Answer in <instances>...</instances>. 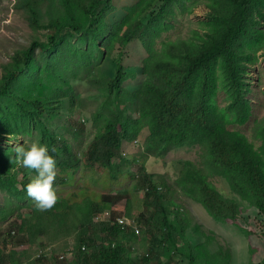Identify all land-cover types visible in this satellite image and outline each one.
<instances>
[{"label":"trees","instance_id":"16d2710c","mask_svg":"<svg viewBox=\"0 0 264 264\" xmlns=\"http://www.w3.org/2000/svg\"><path fill=\"white\" fill-rule=\"evenodd\" d=\"M43 1L47 4L45 0ZM39 3L40 0H16L14 7L17 11L23 12V17L33 31H48L52 28L53 32L51 31L45 38L37 37L32 40L27 47L15 51L8 62L1 64L0 196L4 194V198L0 202V223L6 222L7 228L0 229L2 245L0 246V264H202L205 251L209 250L208 237L211 235V245L215 237L213 232L208 234L202 230V223L195 220L193 213L185 211L181 200L176 202L174 192L177 190L164 174H143L139 178L140 187H149L146 196L150 200L144 213L133 205L128 195L100 192L98 194L96 190L89 188L90 181L81 178L78 179V183H82L83 190L80 187L74 189V192L70 190L72 192L69 191L65 195L58 194V203L51 209L45 212L37 210L33 199L30 201L31 198L28 195H26L27 198L25 195L22 196L23 192L24 194L27 192L25 187L33 177L30 175L33 170L22 168L15 162L13 147L10 144L4 145L3 140L7 137L10 141L37 132L38 142L47 144L50 151L54 147L56 151L50 154L54 153L55 156H53L58 162L57 167L58 164L65 167L61 172L59 171L61 168L58 167L59 172L55 183L59 179L56 184L59 186L75 183L76 170L81 165L93 167L94 164L108 172L105 179L101 178L102 182H108L109 186L121 184L120 181H116L119 170L118 164L114 163L118 155V145L120 146L119 139L132 141L138 138L144 129L148 130V135L144 142V159L138 161L141 167H145L148 155L164 159V156L175 149L201 145L204 148L202 164L211 166L212 163L215 167L214 173L224 175L232 190L246 201H250L259 213L264 215V170L262 167L264 120L256 125L254 133L255 139L261 142L259 148L255 147L254 141L248 134L229 128L231 124L246 125L254 112V105L249 100L252 89L248 84L253 57H257L255 51L263 49L264 45V27H262L264 0H211V5L208 6L209 14L202 24L204 36L198 34L193 39L169 44L165 51L166 60L156 59V65L153 63L154 58L144 61L146 82L135 95L140 104L136 106L138 107L136 118L126 113L127 108H123V111L120 107L121 104H127L119 97L124 90V83L128 77L130 78L122 66L123 57L120 54L116 56V61L114 60L117 65L120 62L119 68L112 81L108 80L104 83L107 92L102 96L99 95L100 101L80 98L76 94L75 87L67 84L71 82L70 80H59L53 77L49 84L41 81L43 65L45 68L55 67L63 73L64 70L67 71L79 65L82 59L81 53L85 51H81L73 43L74 34L86 33L89 29L88 40L94 45L98 44V47L102 42V45L108 48L110 39L118 43L121 25L112 27L111 32L105 37L108 26L104 27L106 24L104 22H107L114 12V9H111V0H61L64 13H76L77 16L71 23L50 22L48 24L40 23ZM79 15H83L85 21H78ZM136 21L128 25L123 36L120 37L121 44H124L122 46H127L133 40H142L143 46L149 47L153 45V40L159 35L160 30L166 26V16L163 14L155 17L152 15L147 23ZM134 26H136L135 29ZM128 28H132L133 32ZM113 29L115 32H112ZM154 32H156L155 36H153ZM197 32L193 31L192 35ZM102 37L104 38L99 42ZM105 56L109 55L105 54ZM36 92L39 95H36ZM221 94L225 95L226 107L224 108L220 106ZM86 104L92 110V126H95L97 130L100 127L104 128L105 130L100 129V131L102 130L105 134L102 131L97 132L88 147L90 151L87 149L88 156L83 157L84 161L83 158L78 160L72 154L69 156V146L65 138L58 136L52 128L48 127L43 122L42 116L57 118L63 113L66 105L72 113L76 114L82 112ZM117 112L120 113L119 117ZM112 117L114 121L111 120ZM123 123L127 126L121 125ZM72 125L69 127L73 133L78 130L76 135H81L86 129L83 120L73 122ZM100 133L104 135L100 137ZM109 133L110 136L111 133L113 134L114 140L108 135ZM97 136L100 138H96ZM105 137L109 138L105 139ZM109 143L115 147H111ZM99 147L102 149L106 147V151L101 149V153ZM94 151L100 154L96 155ZM105 152L106 156H104ZM101 154L104 155L101 156ZM109 155H111L110 159L107 158ZM64 159L69 160L68 163ZM64 161L66 164L63 163ZM8 162L9 165H7ZM76 162H78L77 165ZM177 162L180 169L175 185L181 189L182 195L186 197L190 195L188 198L201 203L218 222H231L234 225L239 215L241 216L240 202L225 196L218 189V185L215 186L211 182L212 174L203 165L191 160ZM119 163L122 164L123 161ZM20 173L22 176H19ZM32 173L36 175L34 171ZM62 174L65 179L60 177ZM110 176L115 178L112 179ZM5 180L6 182H3ZM12 189L18 190L14 192L11 191ZM103 198L106 202H103ZM124 199L126 202L121 204ZM99 203H102L101 206ZM23 204H30L33 209L22 212ZM121 215L127 220L125 225H121L118 221L117 217ZM60 241H65L61 249L58 248ZM109 242L112 244L110 245ZM114 247H117L116 250ZM41 249L47 252L39 256L38 250ZM208 259H211V264H230L231 257L229 251L218 247L211 250ZM258 264H264V260Z\"/></svg>","mask_w":264,"mask_h":264},{"label":"rangeland","instance_id":"374dc122","mask_svg":"<svg viewBox=\"0 0 264 264\" xmlns=\"http://www.w3.org/2000/svg\"><path fill=\"white\" fill-rule=\"evenodd\" d=\"M15 1L16 0H0V76L2 73L1 64L8 62L10 56L15 53V51L27 47L31 41L35 40L37 37L45 38L51 31L53 32L52 28L48 31H33L28 25L26 18L23 17V12L21 10L17 11L14 7ZM45 1L47 4H45L43 0H40L39 3L40 23L42 24H48L50 22L71 23L74 20V17L77 16L76 13H64V6L61 3V0ZM111 3L112 6L115 7V10L109 16L106 22L107 24L104 25V27L108 26L105 37H107L108 33L111 32V28L116 26L119 22L117 25H121L123 28L119 30L118 43L116 44L114 39H110L111 41H108V48L103 46L102 42L98 47V44L94 45L88 40L87 34L89 29L86 33L74 34L75 37L73 38V43H75L81 51H85V53H81L82 59L79 65L70 70H64V73L57 70L55 67L45 68L43 65L41 81L45 84H49L53 77H57L59 80H70L71 82H68L67 84L73 88L75 87L76 94H78L80 98H83V100L84 98L87 100L90 99L89 101H100L98 99L99 95L102 96L105 92H107L104 83L114 78L117 72L118 65L114 62V59L116 60V56L120 54L122 55L121 57H123L125 72L127 71V74L130 73V78H128V80L124 83V90H122L121 96L119 97V99L125 101L127 104H121L120 107L127 108L126 113H130L132 117L136 118L138 117V107L136 106H139L140 104L135 95L146 82L143 66V63L145 64L144 61L150 60L151 58L166 60V44L177 43L190 38L193 39L194 36L198 34L204 36L205 33L203 31L204 28L202 24L206 21V17L209 14L208 6L211 5V0H111ZM127 8L132 9V11L129 12ZM159 14L166 16V26L160 30L159 35L157 36L158 38H155L156 42L154 40L153 45L145 47L140 40H134L129 43L130 45L128 44L127 46H123L124 49H122L123 47L120 42V37L128 27L127 24L130 25L137 19V21H140L139 19H141L140 22L147 23L152 18V15L155 17ZM77 20L81 22L85 21V18L83 15H79ZM262 27H264V22ZM193 31L198 32L192 35ZM112 32H115V30L113 29ZM155 34L156 32L153 35ZM103 38L104 37H102L99 42ZM263 49H257L255 51V53H257V57H253L254 61L250 71L251 76L249 77L248 85L252 89V92L249 94V100L254 105L253 115L246 125L237 126L236 124H231L229 127L231 130H238L248 134L250 136L249 138L254 141L253 144L256 148H259L261 145V142L256 140L254 137L256 125L264 120ZM110 51L113 52L110 53ZM105 54H108L109 56H105ZM36 95H39V93L36 92ZM225 104V95L221 94L220 106L224 108L226 107ZM91 113V107L87 104L84 105L82 112H77L76 114L72 113L69 106L66 105L63 113L57 118L44 115L42 116V120L48 127L52 128L58 136L64 138L66 137V142L69 141L67 142L69 146V153H72L73 156L78 157H76L78 160H81L87 153L86 151L90 143L95 138L97 132H99L100 129H103L100 127L97 130L95 126H92ZM81 120L85 122L86 129L82 135L79 136L72 132L69 125L72 127L73 122ZM73 134L75 136H73ZM147 135L148 130L144 129L138 138L132 141H127L126 139H122V141H120L119 150L117 151V159L114 160V163L118 164L117 169L119 170L117 172L118 177L116 178V181H120L121 184H113L112 186H109L108 182L101 181V178L105 179L108 174L105 169L98 165H94L96 168L92 167L94 168L92 170L91 167L87 165L79 167L76 173L75 183L69 186L63 185L60 187L59 185H55L54 188L56 191L61 189V191H58L59 193L57 192V194L65 195L70 190V187H72L71 190H74L73 188L75 187H82V183H79L78 185L77 180L81 178L90 181V189L99 190L100 193L112 195L122 193L124 195H128L135 207L145 211L150 200V198L146 196V192L149 190V187H140L139 178L143 174H164L167 178H169V181L172 182L171 184L173 188L177 190L174 192L176 202L181 200L184 204L183 208L185 211L193 213L195 220L202 223V230L208 234L213 232V235H215V237H213L214 241L212 245L211 235L208 237L210 240V244L208 246L209 250L205 251L202 264L212 263L211 259H208V256L211 254V250L217 249L218 247L225 251H229L231 257L230 264L261 263L264 260V215L260 214L250 201H246L240 195L236 194V192H234L230 187L229 181H227L224 175L214 173L215 167L212 163L211 166L202 164L204 148L201 145L184 146L175 149L165 157L166 159H157L154 155H148L145 167H141V163L138 161L140 159H144V142ZM74 137L77 138L75 139ZM8 140L9 137L3 140L4 145L10 144V146L13 147L12 149H14L17 144H23L24 141L27 143L34 141L38 142L39 134L36 132L34 134H28L25 137H19L16 140ZM70 146H74L72 149H74L75 152L74 150L72 151ZM83 151L85 154H83ZM120 155L122 158L128 160L126 161L125 159H122ZM119 158H121V160H119ZM178 160H191L199 163V165H203L207 168L208 172L212 174L210 178L211 182L215 186L218 185V189L225 196L235 198L240 202L241 205L239 207V212H241V216L239 215V218L234 225L231 222H218L210 215V213H208L201 203L182 195L181 189L175 185L177 184L180 169V165L177 162ZM120 161H123V163L120 164ZM87 167L90 168V171L92 170L91 172L94 171L95 173L87 171L89 170ZM262 167L264 170V160H262ZM82 168L84 170H80ZM216 168L218 167L216 166ZM16 169H18V167ZM92 174L93 176H91ZM19 175L22 176L21 173ZM30 175L34 176L33 173H30ZM60 176L65 178L63 174ZM94 181L95 185L93 183ZM57 183L58 180L55 184ZM84 183L85 181H83V184ZM129 191L130 193H128ZM3 198L4 194H1L0 202L3 201ZM125 202L126 199L121 201V204ZM23 205L24 206L21 208L22 212L33 209L30 204ZM6 228V222L0 223V229ZM204 241L207 240L204 239ZM60 243L63 246H60ZM59 246V248L64 247L62 241L59 242ZM143 249L145 250V248Z\"/></svg>","mask_w":264,"mask_h":264},{"label":"clouds","instance_id":"9594fccd","mask_svg":"<svg viewBox=\"0 0 264 264\" xmlns=\"http://www.w3.org/2000/svg\"><path fill=\"white\" fill-rule=\"evenodd\" d=\"M13 151L16 163L36 173L26 186L28 197L35 201L37 210L51 209L58 200V194L54 188L58 168L57 160L50 154L49 146L36 141L31 143L24 141L23 144H17ZM55 151L56 149L53 147L51 152ZM45 252L47 250L41 249L38 255Z\"/></svg>","mask_w":264,"mask_h":264},{"label":"bare ground","instance_id":"6f19581e","mask_svg":"<svg viewBox=\"0 0 264 264\" xmlns=\"http://www.w3.org/2000/svg\"><path fill=\"white\" fill-rule=\"evenodd\" d=\"M120 1H121V0H120ZM112 2H113V1H112ZM125 6H126V5H125ZM112 7H113V6H112ZM112 7H111V9H114V8H115V7H114V8H112ZM117 9H118V8H117ZM127 9H129V8H127ZM108 10H109V12H110V9H108ZM114 10H115V9H114ZM131 10H132V9H131ZM105 11H106V13L108 12L107 9H106ZM129 11H130V9H129ZM111 12H113V11H111ZM104 13H105V12H104ZM104 13H103V14H104ZM106 15H107V14H106ZM103 16H104V15H103ZM104 17H105V16H104ZM157 18H158V17H157ZM91 19H92V18H91ZM99 19H100V18H99ZM102 19H103V18H102ZM104 20H105V18H104ZM137 20H138V19H137ZM139 20L141 21V19H139ZM91 21H92V20H91ZM94 21H95V20H94ZM96 21H97V20H96ZM119 21H120V20H119ZM140 21H139V22H140ZM122 22H123V21H122ZM136 22H137V21H136ZM151 22H152V21H151ZM90 23H91V22H90ZM93 23H94V22H93ZM104 23H106V22H104ZM137 23H138V22H137ZM153 23H155V22H153ZM88 24H89V23H88ZM96 24H97V23H96ZM96 24H95V25H96ZM106 24H107V23H106ZM117 24H119V22H118ZM117 24H116V25H117ZM149 24H152V23H149ZM108 25H109V24H108ZM127 25H129V24H127ZM134 25H135V23H134ZM144 25H145V24H144ZM144 25H143V28L145 27ZM112 26H113V25H112ZM123 26H124V25H123ZM90 27H91V26H90ZM95 27H96V26H95ZM95 27H94V28H95ZM110 27H111V26H110ZM114 27H115V26H114ZM128 27H129V26H128ZM132 27H133V26H132ZM135 27H136V26H134V29H135ZM150 27H151V26H150ZM122 28H123V27H122ZM140 28H141V26H140ZM128 29L130 30V29H132V28H128ZM138 29H139V27H138ZM141 29H142V28H141ZM147 30H148V28H147ZM149 30H150V28H149ZM135 31H136V30H135ZM151 31H152V30H151ZM89 32H90V30H89ZM132 32H133V29H132ZM147 32H148V31H147ZM152 32H153V31H152ZM127 33H128V32H127ZM129 33H130V32H129ZM136 33H137V31H136ZM154 33H155V32H154ZM148 34H149V33H148ZM87 35H88V34H87ZM128 35H129V34H127V36H128ZM136 35H138V34H136ZM155 35H156V34H155ZM155 35H153V36H155ZM122 36H123V35H122ZM134 36H135V35H134ZM156 37H157V36H156ZM123 38H125V37H123ZM157 38H158V37H157ZM121 39H122V38H121ZM121 39H120V40H121ZM134 39H135V38H134ZM136 39H137V38H136ZM138 39H139V38H138ZM150 39H151V38H150ZM111 40H112V39H111ZM111 40H110V41H111ZM143 40H144V39H143ZM125 41H126V39H125ZM133 41H134V40H133ZM141 41H142V40H141ZM141 41H140V42H141ZM153 41H154V40H153ZM155 42H156V40H155ZM125 43H127V42H125ZM121 45H124V44H121ZM145 45H146V44H145ZM166 45L169 46V44H166ZM176 45H177V44H176ZM120 47H121V46H120ZM122 47H123V46H122ZM170 47H171V46H170ZM123 48H124V47H123ZM125 48H126V47H125ZM145 50H146V49H145ZM147 50H148V48H147ZM149 58H150V57H149ZM114 60H115V59H114ZM120 60H122V59H120ZM155 60H156V59H153V63H154V64H155ZM115 61H116V60H115ZM145 62H146V61H145ZM119 63H120V62H119ZM119 63H118V65H119ZM151 63H152V62H151ZM153 63H152V64H153ZM122 64H123V63H122ZM148 64H150V63H148ZM152 64H151V65H152ZM120 65H121V64H120ZM155 65H156V64H155ZM122 66H123V65H122ZM124 67H125V66H124ZM152 67H153V65H152ZM118 68H119V67H118ZM126 72H127V71H126ZM128 75H130V73H129ZM127 77H128V76H127ZM128 78H129V77H128ZM125 79H127L126 76H125ZM125 79H124V80H125ZM111 81H112V80H111ZM117 94H118V91H117ZM116 97H117V96H116ZM141 98H142V97H141ZM104 105H106V104H104ZM108 106H109V105H108ZM208 106H209V105H208ZM103 107H104V106H103ZM102 109H103V108H102ZM122 109H123V108H122ZM107 111H108V110H107ZM116 111H117V110H116ZM123 111H124V109H123ZM108 112H109V111H108ZM110 112H111V110H110ZM121 112H122V111H121ZM104 113H105V112H104ZM117 113H118V117H119V114H120V113H119V112H117ZM122 113H123V112H122ZM106 115L108 116V113H107ZM122 115H123V114H122ZM125 115H126V114H125ZM113 116H114V115H113ZM109 117L111 118V116H109ZM109 117H108V118H109ZM116 117H117V116H116ZM110 118H109V120H110ZM114 118H115V117H114ZM121 118H123V117H121ZM125 118H126V117H125ZM119 119H120V118H119ZM98 120H99V118H98ZM98 120H97V121H98ZM109 120H108V121H109ZM111 120H113V117H112ZM113 121H114V120H113ZM113 121H111V123H112ZM115 121H116V120H115ZM119 121H121V120H119ZM124 121H125V120H124ZM136 121H137V120H136ZM78 122H79V121H78ZM100 122H101V121H100ZM100 122H99V123H100ZM81 123H82V122H81ZM120 123H121V122H120ZM72 124H73V123H72ZM75 124H76V123H75ZM82 124H83V123H82ZM109 124H110V123H109ZM109 124H108V125H109ZM135 124H136V123H135ZM78 125H79V123H78ZM94 125H96V124H94ZM108 125H106V126H108ZM121 125H125V124L123 123V124H121ZM145 125H146V124H145ZM72 126H73V125H72ZM80 126H81V125H80ZM101 126H102V125H101ZM125 126H127V125H125ZM66 127H68V126H66ZM78 127H79V126H78ZM104 127H105V126H104ZM46 128H47V127H46ZM63 128H64V126H63ZM73 128H74V127H73ZM101 128H102V127H101ZM108 128H109V127H108ZM67 129H68V128H67ZM79 129L81 130V127H79ZM60 130H61V128H60ZM65 130H66V129H65ZM84 130H85V129H84ZM103 130H105V129L103 128ZM106 130H107V129H106ZM81 131H82V130H81ZM101 131H102V130H101ZM101 131H100V132H101ZM107 131H108V130H107ZM107 131H106V132H107ZM125 131H126V130H125ZM57 132H58V131H57ZM61 132H62V131H61ZM67 132H68V131H67ZM76 132H78V130H77ZM76 132H75L74 134H76ZM102 132H103V131H102ZM109 132H111V131H109ZM44 133H45V132H44ZM65 133H66V131H65ZM79 133H80V131H79ZM79 133H77V134H79ZM103 133H104V132H103ZM107 133H108V132H107ZM74 134H73V136H75ZM98 134H99V133H98ZM104 134H105V133H104ZM104 134H103V135H104ZM124 134H126V132H125ZM133 134H136V133L133 132ZM63 135H64V134H63ZM81 135H82V134H81ZM103 135H101V133H100V137L103 136ZM108 135L110 136V133H109ZM112 135H113V134L111 133V136H110V137H112ZM79 136H80V135H79ZM79 136H78V137H79ZM131 136H132V135H131ZM137 136H138V135H137ZM45 137H46V136H44V138H45ZM52 137H53V136H52ZM57 137H58V136H57ZM98 137H99V136H97L96 138H98ZM100 137H99V138H100ZM113 137H114V136H113ZM113 137H112V139H113ZM126 137H127V135H126ZM129 137H130V136H129ZM132 137H133V136H132ZM63 138H64V137H63ZM65 138H66V137H65ZM74 138L76 139L77 137H74ZM74 138H73V139H74ZM79 138H80V137H79ZM106 138H109V137H105V139H106ZM69 139H70V138H69ZM132 139H133V138H132ZM132 139H131V140H132ZM45 140H46V139H45ZM49 140H50V139H49ZM53 140H54V139H53ZM63 140H64V139H63ZM80 140H82V139H80ZM84 140H85V139H84ZM110 140H111V139H110ZM113 140H114V139H113ZM42 141H43V140H42ZM58 141H59V140H58ZM73 141H75V140H73ZM94 141H95V140H94ZM119 141H121V140L119 139ZM48 142L50 143V141H48ZM60 142H61V141H60ZM60 142H59V143H60ZM67 142H69V141H67ZM75 142H76V141H75ZM96 142H97V141H96ZM112 142L114 143V141H112ZM112 142H110V143H112ZM49 143H48V144H49ZM59 143H58V144H59ZM99 143H100V141H99ZM99 143H98V144H99ZM102 143H103V142L101 141V144H102ZM110 143H109V144H110ZM52 144H54V143H52ZM58 144H57V145H58ZM121 144H122V143H121ZM76 145H77V144H76ZM110 145H111V144H110ZM54 146H55V145H54ZM67 146H68V145H67ZM102 146H103V145H102ZM7 147H9V146H7ZM52 147H53V146H52ZM70 147H71V146H70ZM72 147H74V146H72ZM72 147H71V149H72ZM111 147H115V146H112V145H111ZM111 147H110V148H111ZM118 147H119V145H118ZM90 148H91V147H90ZM99 148H100V150L102 149L101 147H99ZM105 148H106V147H104L103 149L105 150ZM110 148H108V149H110ZM57 149H58V147H57ZM64 149H65V148H64ZM103 149H102V150H103ZM7 150H8V149H7ZM66 150H67V148H66ZM73 150H74V149H72V151H73ZM76 150H77V149H76ZM88 150H89V149H88ZM102 150H101V153H102ZM110 150H111V149H110ZM110 150H109V151H110ZM3 151H4V150H3ZM60 151H61V150H60ZM67 151H68V150H67ZM80 151H81V150H80ZM89 151H90V150H89ZM89 151H88V152L86 151V152L89 153ZM98 151H99V150H98ZM105 151H106V150H105ZM50 152H51V151H50ZM74 152H75V150H74ZM146 152H147V151H146ZM5 153H6V152H5ZM58 153H59V151H58ZM94 153L96 154L97 152L94 151ZM108 153H110V152H108ZM108 153H107V154H108ZM60 154H61V153H59V155H60ZM71 154H72V153H71ZM71 154H69V156H71ZM83 154H85L84 151H83ZM99 154H100V152L97 153L96 155H99ZM53 155H54V153H53ZM77 155H78V154H77ZM85 155H87V154H85ZM102 155H104V154H101V156H102ZM147 155H148V154H147ZM54 156H55V155H54ZM63 156H64V155H63ZM66 156H68V154H67ZM82 156H83V155H82ZM87 156H88V155H87ZM93 156H95V155H93ZM104 156H106V152H105V155H104ZM114 156H115V155H114ZM128 156H129V155H128ZM144 156H145V155H144ZM76 157H77V156H76ZM83 157H84V156H83ZM90 157H91V156H90ZM97 157H98V156H97ZM97 157H96V158H97ZM110 157H111V155H109V157H107V158L110 159ZM147 157H148V156H147ZM147 157H146V159H147ZM164 157H166V156H164ZM12 158H13V157H12ZM14 158H15V157H14ZM67 158H68V157H67ZM77 158H78V157H77ZM84 158H85V157H84ZM84 158H83V160L85 161ZM94 158H95V157H94ZM96 158H95V159H96ZM101 158H102V157H101ZM103 158H106V157H103ZM68 159H69V158H68ZM97 159H98V158H97ZM97 159H96V160H97ZM99 159H100V158H99ZM109 159H108V160H109ZM116 159H117V158H116ZM131 159H132V158H131ZM165 159H166V158H165ZM56 160H57V159H56ZM61 160H62V159H61ZM64 160L66 161L67 159H64ZM71 160H72V159H71ZM96 160H95V161H96ZM103 160H104V159H103ZM113 160H114V159H113ZM125 160L127 161L128 159H125ZM125 160H124V162H125ZM7 161H8V159H7ZM7 161H6V162H7ZM65 161H64L63 163H65ZM84 161H82V162H84ZM106 161H107V160H106ZM0 162H1V161H0ZM9 162H10V160H9ZM9 162H8V164H7V163H6V164L9 165ZM12 162H13V161H12ZM12 162H11V163H12ZM71 162H72V161H71ZM130 162H131V160H130ZM2 163H3V162H2ZM57 163H58V162H57ZM61 163H62V162H61ZM67 163H68V160H67ZM72 163H73V162H72ZM79 163H80V162H79ZM109 163H110V162H109ZM3 164H4V163H3ZM65 164H66V163H65ZM77 164H78V162H76V165H77ZM81 164H82V163H81ZM84 164H85V163H84ZM86 164H87V163H86ZM7 165H6V166H7ZM14 165H15V164H14ZM58 165H59L58 167H60V168L62 169V170L60 169L59 171H60V172L63 171V169H64L65 167L63 168V167L61 166V164H58ZM62 165H63V164H62ZM76 165H75V166H76ZM79 165H80V164H79ZM94 165H95V164H94ZM85 166H86V165H85ZM89 166H91V165H89ZM110 166H111V165H110ZM124 166H125V165H124ZM21 167H22V166H21ZM76 167H77V166H76ZM81 167H84V165L81 166ZM93 167H94V166H93ZM10 168H11V167H10ZM22 168H23V167H22ZM87 168L89 169V170H87V171H90V168H89V167H87ZM91 168H92V166H91ZM94 168H96V167H94ZM94 168H93V169H94ZM105 168H106V167H105ZM109 168H110V167H109ZM111 168H112V167H111ZM0 169H1V168H0ZM26 169H27V168H26ZM100 169H101V168H100ZM65 170H66V169H65ZM67 170H68V167H67ZM80 170H84V169L82 168V169H80ZM2 171H3V169H2ZM7 171H8V167H7ZM22 171H23V170H22ZM29 171H30V170H29ZM59 171H58V172H59ZM74 171H75V170H74ZM76 171H77V170H76ZM91 171H92V170H91ZM91 171H90V172H91ZM110 171H111V170H110ZM4 172H5V171H4ZM32 172H33V171H32ZM32 172H31V173H32ZM81 172H82V171H81ZM93 172H94V171H93ZM93 172H91V173H93ZM0 173H1V172H0ZM5 173H6V172H5ZM7 173H8V172H7ZM27 173H28V172H27ZM62 173H65V172H62ZM70 173H71V172H70ZM75 173H76V172H75ZM84 173H85V172H84ZM94 173H95V172H94ZM2 174H3V173H2ZM12 174H13V173H12ZM80 174H81V173H80ZM109 174L111 175V173H109ZM115 174H116V173H115ZM15 175H16V174H15ZM27 175H28V174H27ZM27 175H26V176H27ZM69 175H70V174H69ZM87 175H90V174H87ZM0 176H1V174H0ZM19 176H20V175H19ZM19 176H18V177H19ZM63 176H64V175H63ZM73 176H74V174H73ZM81 176H82V175H81ZM91 176H93V174H92ZM111 176H112V175H111ZM111 176H110V177H111ZM18 177H17V178H18ZM60 177H61V176H60ZM75 177H76V176H75ZM79 177H80V176H79ZM95 177H96V176H95ZM4 178H6V177H4ZM8 178H10V177H8ZM11 178H12V177H11ZM25 178H26V177H25ZM27 178H28V177H27ZM27 178H26V179H27ZM61 178H62V177H61ZM92 178H93V177H92ZM111 178H112V177H111ZM114 178H115V177H113L112 179H114ZM13 179H14V178H13ZM63 179H65V178H63ZM10 180H11V179H10ZM58 180H59V179H58ZM77 180H78V179H77ZM91 180H93V179H91ZM7 181H8V180H7ZM12 181H13V180H12ZM12 181H11V182H12ZM19 181H20V180H19ZM61 181H62V180H61ZM83 181H85V180H83ZM3 182H6V180L3 181ZM28 182H29V181H28ZM59 182H60V181H59ZM97 182H98V181H97ZM97 182H96V183H97ZM7 183H8V182H7ZM7 183H6V184H7ZM9 183H10V182H9ZM26 183H27V182H26ZM68 183H70V182H68ZM93 183H94V185H95V181H94ZM22 184H23V183H22ZM60 184H62V183H60ZM7 185H10V184H7ZM11 185H12V184H11ZM14 185H15V184H14ZM54 185H56V184H54ZM78 185H79V183H78ZM84 185H85V184H84ZM76 186H77V185H76ZM97 186H98V185H97ZM12 187H13V185H12ZM57 187H58V186H57ZM59 187H60V186H59ZM59 187H58V188H59ZM83 187H84V186H82V190H83ZM85 187H86V186H85ZM7 188H8V187H7ZM9 188H11V187H9ZM13 188H14V187H13ZM58 188H57V190H58ZM62 188H63V187H62ZM71 188H72V187H70V190H71ZM87 188H88V187H87ZM89 188H90V187H89ZM25 189H26V187H25ZM65 189H68V188H65ZM73 189H77V187H75V188H73ZM85 189H86V188H85ZM91 189H92V188H91ZM17 190H18V189H17ZM17 190H16V191H17ZM70 190H69V191H70ZM159 190H160V189H159ZM11 191H14V190L12 189ZM16 191H14V192H16ZM24 191H25V190H24ZM69 191H68V192H69ZM72 191L74 192V190H72ZM72 191H70V192H72ZM76 191H77V190H76ZM96 191H98V194H99V190H96ZM96 191H95V192H96ZM21 192H22V191H21ZM57 192H58V191H57ZM82 192H84V191H82ZM152 192H153V191H152ZM8 193H10V192H8ZM26 193H27V192H26ZM26 193L24 194V192H23V195H22V196H24V195L26 196V195H27ZM58 193H59V192H58ZM183 193H184V192H183ZM87 194L89 195V193H87ZM92 194H93V192H92ZM147 194H148V193H147ZM10 195H11V194H10ZM19 195H20V190H19ZM98 196H100V195H98ZM7 197H8V196H7ZM7 197H6V199H7V201H8V198H7ZM103 197H104V196H103ZM106 197H107V195H106ZM147 197H148V196H147ZM188 197H190V195H189ZM19 198L24 199L23 197H19ZM26 198H27V196H26ZM26 198H25V199H26ZM29 198H30V197H29ZM88 198H89V197H88ZM93 198H94V197H93ZM99 198H101V196H100ZM104 198H105V197H104ZM104 198H103L104 201H103V200H102V201H103V202H106ZM6 199H5V201H6ZM22 199H21V200H22ZM94 199H95V198H94ZM101 199H102V198H101ZM18 200H19V199H18ZM29 200L32 201V199H29ZM7 201H6V202H7ZM33 201H34V200H33ZM62 201H63V200H62ZM92 201H93V200H92ZM94 201H95V200H94ZM94 201H93V202H94ZM99 201H100V199H99ZM6 202H5V203H6ZM33 203H34V202H33ZM56 203H58V202H56ZM93 204H94V203H93ZM96 204H97V202L95 203L94 206H96ZM99 204H100V203H99ZM101 204H102V203H101ZM101 204H100V206H101ZM1 205H2V204H1ZM117 205H118V204H117ZM143 206H145V205H143ZM4 207H5V206H4ZM121 207H124V206H121ZM96 208H97V207H95V209H96ZM100 208H101V207H100ZM103 208H104V205H103ZM113 208H114V207H112V209H113ZM97 209H98V208H97ZM117 209H118V208H117ZM99 210H100V209H99ZM104 210H105V209H104ZM135 210H137V209H135ZM14 211H15V210H14ZM97 211H98V210H96V212H97ZM44 212H45V211H44ZM134 212H135V211H134ZM142 212H143V211H142ZM144 212H145V211H144ZM144 212H143V213H144ZM16 213H17V212H16ZM208 213H209V212H208ZM18 214H19V213H18ZM134 214H135V213H134ZM134 214H133V215H134ZM14 215H15V214H14ZM19 215H21V213H20ZM121 216H123V215H121ZM12 217H13V215H12ZM15 217H16V216H15ZM101 218H102V217H101ZM117 218H118V217H117ZM13 219H14V218H13ZM94 219H96V218H94ZM92 223H93V222H92ZM171 223H172V222H171ZM89 224H90V223H89ZM126 226H127V225H126ZM19 227H20V226H19ZM89 227H90V226H89ZM127 227H128V226H127ZM160 235H161V234H160ZM17 236H18V235H17ZM62 236H65V235H62ZM65 239H66V238H65ZM65 239H64V240H65ZM59 240H60V239H59ZM22 241H23V240H22ZM63 242H65V241H63ZM84 242H85V241H84ZM36 243H37V241H36ZM38 243H39V242H38ZM41 243H42V242H41ZM85 243H86V242H85ZM85 243H84V244H85ZM42 244H43V243H42ZM60 244H61V243H60ZM109 244H110V242H109ZM111 244H112V243H111ZM111 244H110V245H111ZM70 245H71V244H70ZM106 245H107V244H106ZM0 246H2V245L0 244ZM60 246H63V245L61 244ZM60 246H59V247H60ZM67 246H68V245H67ZM29 247H30V249H31V246H29ZM41 247H42V246H41ZM44 247H45V246H44ZM59 247H58V248H59ZM71 247H72V246H71ZM85 247H87V246H85ZM90 247H91V246H90ZM88 248H89V247H88ZM106 248H107V247H106ZM114 248H115V247H114ZM116 248H117V247H116ZM116 248H115L114 250H116ZM17 249H19V248H17ZM23 249H24V247H23ZM26 249H27V248H26ZM60 249H61V248H60ZM79 249H80V248H79ZM83 249H84V248H83ZM83 249H82V250H83ZM86 249H87V248H86ZM28 250H29V249H28ZM72 250H73V249H72ZM88 250H89V249H88ZM94 250H96V249L94 248ZM19 251H21V250H19ZM24 251H25V250H24ZM38 251H40V250H38ZM38 251H37V252H38ZM61 251H62V250H61ZM63 251H64V250H63ZM63 251H62V252H63ZM66 251H67V250H66ZM84 251H85V250H84ZM84 251H83V252H84ZM32 252H33V251H32ZM67 252H68V251H67ZM29 253H30V252H29ZM38 253H39V252H38ZM76 253H77V252H76ZM88 253H89V252H88ZM173 253H174V252H173ZM25 255H26V252H25ZM29 255H30V254H29ZM66 255H67V254H66ZM72 255H73V253H72ZM41 256H42V255H41ZM52 256H53V255H52ZM18 257H19V256H17V258H18ZM27 257H28V255H27ZM43 257H44V256H43ZM45 257H46V256H45ZM64 257H65V256H64ZM70 257H71V256H70ZM73 257H74V256H73ZM148 257H149V256H148ZM6 258H7V257H6ZM47 258H48V257H47ZM52 258H53V257H52ZM52 258H49V259H52ZM68 258H69V256H68ZM150 258H151V256H150ZM18 259H19V258H18ZM24 259H25V258H24ZM44 259H45V258H44ZM65 259H66V258H65ZM73 259H74V258H72V260H73ZM14 260H15V259H14ZM34 260H35V259H34ZM38 260H39V259H38ZM55 260H56V259H55ZM62 260H63V259H62ZM25 261H26V260H25ZM40 261H41V259H40ZM43 261H44V260H43ZM58 261H60V259H59ZM58 261H57V262H58ZM19 262H20V261H19ZM27 262H28V261H27ZM33 262H34V261H33ZM36 262H37V260H36ZM36 262H35V263H36ZM54 262H56V261H54ZM47 263H48V262H47ZM49 264H50V263H49Z\"/></svg>","mask_w":264,"mask_h":264},{"label":"built area","instance_id":"2783aa9c","mask_svg":"<svg viewBox=\"0 0 264 264\" xmlns=\"http://www.w3.org/2000/svg\"><path fill=\"white\" fill-rule=\"evenodd\" d=\"M118 221H119V223L122 224V225H125V224L127 223V220H126L125 218H123V217H120V218L118 219Z\"/></svg>","mask_w":264,"mask_h":264}]
</instances>
